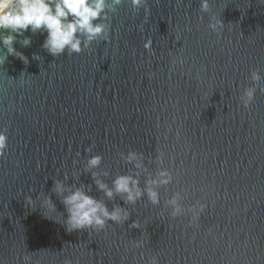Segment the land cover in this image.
<instances>
[{"label": "water", "instance_id": "obj_1", "mask_svg": "<svg viewBox=\"0 0 264 264\" xmlns=\"http://www.w3.org/2000/svg\"><path fill=\"white\" fill-rule=\"evenodd\" d=\"M146 5L147 22L123 0L109 14L108 41L79 54L54 57L41 47L46 33L26 31L31 45L21 47L18 36L13 46L28 63L8 56L0 65V130L8 138L0 264H24L26 255L30 264H147L153 254L160 264H264V93L257 89L247 109L239 99L251 70L264 84V0H209L208 13L200 0ZM213 14L225 26L219 34L207 27ZM149 39L152 53L143 47ZM128 151L143 155L144 175L171 173L160 204L144 197L128 206L124 225L67 232L53 180L67 176L104 199L83 165L101 155L96 171L107 170L110 183L131 168L119 155ZM38 193L55 211L39 199L26 203ZM174 193L184 209L175 217L165 207ZM105 202L127 207L119 197ZM132 220L143 231L129 229Z\"/></svg>", "mask_w": 264, "mask_h": 264}, {"label": "clouds", "instance_id": "obj_2", "mask_svg": "<svg viewBox=\"0 0 264 264\" xmlns=\"http://www.w3.org/2000/svg\"><path fill=\"white\" fill-rule=\"evenodd\" d=\"M122 2L123 0H0V47L6 50V54H0V65L5 63L8 56L18 57L25 64L28 63L27 57L13 46L17 37L24 36L26 31L32 34L46 33L41 47L54 57L65 52L68 55L79 54L96 40L108 41L111 20L109 14L115 13ZM128 3L134 14L143 9L147 22L149 9L146 0H128ZM200 11L209 12V0H200ZM207 27L219 34L225 26L213 14ZM19 43L21 47H28L32 41L30 37L24 36ZM143 47L152 53L150 39ZM33 59L38 60L40 57L33 54ZM248 79L251 85L245 87L239 97L245 109L253 103L257 89L264 93V84H261L262 76L258 68L250 71ZM7 139L6 130H0V156L5 154ZM91 151V146L85 149V152ZM119 155L125 164L131 165V168L124 174L113 176L110 183L102 179L109 176L107 170L96 171L102 163L101 155H90L83 165V171L91 175L96 190L103 193L104 199H98L90 194L91 185L65 183L67 176L53 180L51 191L64 206L67 215L63 225L67 232L87 229L101 231L110 222L124 225L131 215L128 206L135 205L144 197H147L153 206L160 204L158 189L172 181L171 173L167 169H160L154 176L144 175L147 168L142 154L128 151ZM141 175L144 176L143 186ZM116 197H119L127 207L113 203L110 209L105 201L111 202ZM37 199L40 200L42 207L47 206L55 211L53 201L48 195L41 198L38 193L35 200L29 195L25 196L28 205H33ZM180 199L179 193H174L165 202V207L171 209L170 214L174 217L184 212ZM203 208L204 205H200L198 210L195 207L191 209L194 219ZM128 228L141 229V225L138 221L132 220ZM143 244L142 240L131 241L133 248H142ZM141 258L143 259V253ZM23 260L24 264H30V256H24ZM147 264H160L158 255L149 256Z\"/></svg>", "mask_w": 264, "mask_h": 264}]
</instances>
